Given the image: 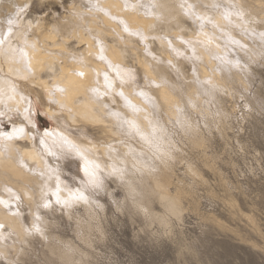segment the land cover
Returning a JSON list of instances; mask_svg holds the SVG:
<instances>
[{
  "label": "bare ground",
  "instance_id": "6f19581e",
  "mask_svg": "<svg viewBox=\"0 0 264 264\" xmlns=\"http://www.w3.org/2000/svg\"><path fill=\"white\" fill-rule=\"evenodd\" d=\"M33 1L0 0V38L10 41L14 50L8 59L0 56V122L13 127L11 132L0 130V201L6 202L0 204V259L10 264L22 258V243L28 244L33 237H59L54 233V217L59 212L75 220L78 236L85 242L99 229L92 202L95 199L64 203L70 193L77 192L63 181L68 158L77 159L83 172L85 160L91 166L123 170L134 189L124 184L133 206L156 218L145 205L149 194L168 214L180 219V200L164 188L161 165L169 166L173 149L167 121L176 120L191 138L199 133L178 96L182 86L174 79L182 43L190 42L193 61L189 78L192 87L185 101L197 109L205 97L203 103L215 107L216 120L227 124L230 115L222 109L219 96L233 81L242 80L239 73L215 70L211 52L217 50V44L210 31L198 30L197 25L213 17L218 26H225L224 15L240 26L264 24L259 18L260 7H256L262 4L258 0H67L68 5L64 0H36L39 9L47 3L62 5L63 15L53 13V22L46 14L31 9ZM125 24L129 32L124 31ZM137 30L146 39L131 34ZM240 42L253 48L242 39ZM81 68L87 72L80 78L83 82H78L73 72ZM117 69L131 71L135 79L122 83ZM105 75L113 82L111 89L105 85ZM139 77L151 87L149 90L137 86ZM57 85L67 86L71 97L81 101L78 124L73 127H78L82 139L65 130L69 123L66 112L49 103L50 92ZM121 91L123 96L119 95ZM96 98L99 102L93 106L90 101ZM38 107L54 123L50 131L41 129ZM20 128L24 133L18 138H3ZM61 145L65 152L62 156ZM84 148L94 155L85 156L81 151ZM37 150L59 176L60 203L54 195L55 176L49 180L41 177L40 171H31L41 163ZM49 151L55 155H48ZM20 153L25 157L24 169L16 163ZM21 172H26L27 178ZM45 202L50 207H43ZM79 207L83 213L76 211ZM156 220L167 224L163 216ZM49 250L62 264L84 263L71 242L51 244Z\"/></svg>",
  "mask_w": 264,
  "mask_h": 264
},
{
  "label": "rangeland",
  "instance_id": "374dc122",
  "mask_svg": "<svg viewBox=\"0 0 264 264\" xmlns=\"http://www.w3.org/2000/svg\"><path fill=\"white\" fill-rule=\"evenodd\" d=\"M258 1L262 2L256 6L259 18L264 21V0ZM37 3L34 0L31 9L46 14L50 22L53 13L63 15L62 5L47 3L39 9ZM222 18L225 26H218L212 17L200 21L197 29L210 31L217 44L211 52L215 70L239 73L242 80L233 81L219 96L222 109L230 115L227 124L216 120L215 107L203 103L205 97L197 109L185 101L192 87L190 42L183 41L177 59L174 79L182 86L178 96L199 129L198 137L191 138L176 120L167 121L173 149L169 166L161 165V172L164 188L180 200L181 218L168 214L148 194L145 205L156 216L152 218L132 205L125 185L117 180L115 198L92 197L99 229L89 242L78 236L75 220L59 212L54 217V233L59 237H33L22 243L24 254L17 264H62L49 249L66 241L81 252L83 264H264V24L254 28ZM136 83L151 88L142 77ZM37 111L41 129L50 131L54 123L40 107ZM2 128L13 129L9 122H0ZM65 163L64 184L75 191L86 175L77 159ZM76 211L83 213L81 207ZM160 216L167 224L156 220ZM0 264L10 262L0 259Z\"/></svg>",
  "mask_w": 264,
  "mask_h": 264
},
{
  "label": "clouds",
  "instance_id": "9594fccd",
  "mask_svg": "<svg viewBox=\"0 0 264 264\" xmlns=\"http://www.w3.org/2000/svg\"><path fill=\"white\" fill-rule=\"evenodd\" d=\"M13 49L11 48V42L6 41L3 39V42L0 43V56L5 57V59H8L13 54ZM82 70L87 72V69L81 68ZM86 76V75H85ZM78 82H83L80 80L79 77H76ZM201 83H208V81H203ZM64 89L63 92L56 91V87H54L53 90L50 92L49 97V103L52 105H57L59 110L62 112H66L67 119L69 121L68 125L65 126V130H70V134L74 136L76 139H82L79 135V129L78 127H73V125L78 124V118L80 117V104L81 101L77 99H73L71 97V89L67 86L62 87ZM99 102V98H96L95 100L90 101V103L95 106L96 103ZM103 108H107V104L102 105ZM61 119H64L62 116ZM63 139V138H61ZM41 144H44V141H41ZM85 156H93L94 153L90 152L87 148H84L81 150ZM40 164L37 168L32 169L31 171L34 173L36 171H40L41 177H47L49 180L52 179L53 176H55L57 180L56 184V190L57 187L60 189V183H59V176L56 174V171L54 169H50L48 166V162L45 159V156L40 150H37ZM48 155H55L54 152H47ZM60 154L61 156L65 154L63 146H60ZM59 158V157H58ZM83 158V157H82ZM24 155L23 153L18 154L17 158V165L19 166V169H24L27 166L24 164ZM87 160H85L84 167ZM88 163V162H87ZM92 167L95 170V182L90 183L89 177L86 176V179L82 182L81 188L77 189V192L83 193L84 199L82 200L85 203H89L91 197H101V196H108L111 198H115L114 194L117 192V185H115V181H120L122 184H127L130 188V190L134 191V189L131 188V182L125 179V174L123 170L116 169L115 167H101L100 164H94ZM21 176L24 178H27L26 172H21ZM111 185V186H110ZM85 192L89 193V195H85ZM95 203V200L92 201Z\"/></svg>",
  "mask_w": 264,
  "mask_h": 264
},
{
  "label": "snow or ice",
  "instance_id": "6c2138e0",
  "mask_svg": "<svg viewBox=\"0 0 264 264\" xmlns=\"http://www.w3.org/2000/svg\"><path fill=\"white\" fill-rule=\"evenodd\" d=\"M9 23H11V21H9ZM124 31L125 32H129L130 31L129 26L127 24L124 25ZM131 34L138 35V36H140L141 39H146V37L143 35V33L140 32L139 30H137L135 32H132ZM2 42H3V38H0V43H2ZM169 43H171V42H169ZM100 51L103 52V48H101ZM100 59H104V57L101 56ZM79 62L82 63V60L79 61ZM85 75H86V73L82 69L75 70L73 72V76H75V77L84 78ZM117 77L121 80L122 83L123 82H126L128 80L135 79V77L133 76L132 72L129 71V70H120V69H117ZM104 80H105L106 87L108 89H111L113 87V82L109 79V77L107 75L104 76ZM55 87H56V91H58V92H63L64 91V89L62 87H60L59 85H57ZM92 91L94 93L97 92V90L95 88H93ZM139 94L140 95H144L143 92H141ZM119 95L123 96L124 94L121 91L119 93ZM23 133H24V129L23 128H20V129L15 130L12 133H7L5 135V137H3V138L4 139H7V140H12L14 138H18ZM49 135H50V133H49ZM5 147H7V145H5ZM84 173H85L86 176L89 177V182L90 183H94L95 182V170L87 162H86L85 167H84ZM59 193H60V189H59V187H57V190L54 193V195H56L57 203H60L61 202ZM84 198L85 197H84L83 193H80V192L70 193L69 199L68 200H65L64 203L67 204V203L70 202V200H83ZM0 204H6V202L0 201ZM43 207L48 208V207H50V204L48 202H45L43 204ZM2 227H3V224H0V228H2ZM37 230H39V229H37Z\"/></svg>",
  "mask_w": 264,
  "mask_h": 264
}]
</instances>
